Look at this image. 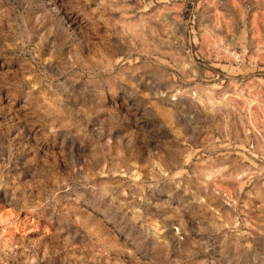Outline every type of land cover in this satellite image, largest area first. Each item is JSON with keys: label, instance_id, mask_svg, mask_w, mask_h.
Listing matches in <instances>:
<instances>
[{"label": "clouds", "instance_id": "9594fccd", "mask_svg": "<svg viewBox=\"0 0 264 264\" xmlns=\"http://www.w3.org/2000/svg\"><path fill=\"white\" fill-rule=\"evenodd\" d=\"M0 264H264V0H0Z\"/></svg>", "mask_w": 264, "mask_h": 264}]
</instances>
